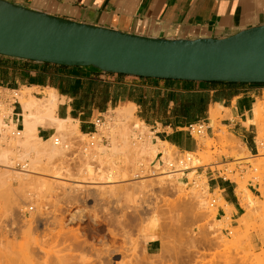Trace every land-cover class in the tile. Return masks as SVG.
Instances as JSON below:
<instances>
[{
    "label": "rangeland",
    "instance_id": "rangeland-1",
    "mask_svg": "<svg viewBox=\"0 0 264 264\" xmlns=\"http://www.w3.org/2000/svg\"><path fill=\"white\" fill-rule=\"evenodd\" d=\"M91 70L95 71L93 68ZM58 83L55 82V85ZM16 86L14 90L17 92L23 89L19 84ZM258 88L259 93L255 103L262 102L264 98V86L259 85ZM100 89L89 87L94 94L100 92ZM44 90H32L31 95L41 99ZM17 92H6L2 102L0 101V107H3L1 114L5 128L10 127L12 122L15 130L19 131L22 129V118L20 108L15 103ZM81 92L83 93L81 103H85L88 122L93 123L97 117H103V125L98 128L90 125L93 132L88 136L80 135L79 132L80 134L68 138V141L72 139L73 145L71 142L69 143L72 147L69 143L66 144L64 157L55 163L60 168L58 175L40 170L41 173L33 171L29 164L34 157L32 153L26 155L23 149L13 146L10 142L13 136L10 134H7L6 140L0 139V150L9 151V160L15 164L12 165L14 168L12 171L18 170V173L24 171L21 174H29L27 179L30 177L31 180L46 178L45 180L52 184L49 187L39 185L41 187L37 186L38 189L32 185L17 189L8 188L0 182V264H21L22 248L20 247L26 242L32 244L40 241L51 256H54L60 248L62 255H77L70 252L67 243L66 248L63 244L54 246L56 245L55 241V244L53 243L54 235L60 226H64L71 237L76 231L83 232L85 238L93 242L97 250H101L106 243H113L119 254L120 264H264V156L261 157L263 162L255 166V157L261 152L257 130L249 123L252 111L247 124L251 125L254 144L252 152L247 151L246 154L240 149L244 146L238 139L237 142L231 139V143L227 139L223 146L214 138V132L222 131L221 129H225L229 134L223 126L224 120H232L228 111L220 110V116L215 124L205 113L203 118L194 117L190 122L181 117L174 120L175 107L195 100L194 93L183 94L177 98V104L167 103L166 107L159 105L157 109L155 103H151L146 105L145 111L143 108H135L133 118L140 123L135 126L133 120H127L131 123V126H128L127 121L121 122L115 119L119 107L99 115L103 109L102 101L97 96L93 98L84 96L87 93L85 89ZM150 97L159 100L161 95L152 92ZM59 98L63 103L70 105L74 101L71 99L72 101L69 102V97L59 96ZM13 114L19 115L14 116V121H11ZM142 115L151 122L157 119L173 123L172 129L167 130L169 133L175 130L176 126L195 123L204 124L207 130L200 137L193 136L196 145V150L192 153L193 157L190 155V158L187 153L171 149L169 150L171 157L169 155L166 162L165 160L161 162V156L158 155L160 153L156 158L146 154L148 150L142 154L141 147L137 144L139 140L141 142L146 138L148 144H154L153 130L147 123L141 121L139 117ZM205 117L208 120L204 121ZM17 119H19L18 123L15 122ZM141 123L145 127H142ZM121 124L131 127L128 132L132 133L123 140L116 130ZM106 128H111V132ZM54 132L55 130H52V134ZM93 134H96L95 139H90ZM113 135L115 141L114 138L112 139ZM37 136L39 137L38 132ZM201 137L207 147L198 145ZM127 140L128 144L124 142ZM230 144H237L239 148L232 150L234 146ZM154 145H158V141ZM170 164L172 166H169ZM7 170L11 171L0 163V172ZM28 170L33 173L30 171L25 173ZM165 171L172 172V175L181 173L182 176L161 183L159 180L164 176L160 174ZM210 176L230 179L238 187L241 185L244 187V198L239 197L237 190L244 213L234 223L229 217L221 221L216 219L217 208L223 206V202L218 192L213 195L209 193L206 177ZM30 178L28 181H31ZM59 185L78 187L81 197L79 195L78 198H73L72 191L63 190ZM13 200L19 202L18 219L17 217L12 219L13 216L9 212ZM213 200L216 203L212 206ZM129 207L130 211H134V213L132 211L134 216L132 215L130 225H127L122 212ZM77 209L80 220L70 221L71 212ZM35 216L36 218L40 216L44 220L43 225H37L32 219L30 222L36 227H31L34 225L28 220L31 217L35 219ZM24 224L31 227L30 230L26 229ZM37 227L39 230L32 232ZM149 240L155 241L153 252L146 250Z\"/></svg>",
    "mask_w": 264,
    "mask_h": 264
},
{
    "label": "crops",
    "instance_id": "crops-1",
    "mask_svg": "<svg viewBox=\"0 0 264 264\" xmlns=\"http://www.w3.org/2000/svg\"><path fill=\"white\" fill-rule=\"evenodd\" d=\"M15 5L46 13L61 19L112 29L132 35L161 39H220L240 31L264 26V0H6ZM34 80V84L29 81ZM59 82L52 85L53 82ZM62 83V84H60ZM20 87L35 89L53 88L58 96L68 98L70 104L58 105L57 117L77 121L81 134L90 135L93 128L88 122L85 103L79 96L62 95L63 90L89 87L101 88L96 92L103 105L102 114L111 109L132 104L136 109H147L146 105L155 103L156 108L166 107L168 100L176 103L183 94L194 93L207 97L205 115L211 108L220 105L232 117L223 121L229 134L238 139L248 152H252L254 140L251 125L247 124L250 113L259 93V85H233L222 83L207 86L205 83H188L141 79L123 75L102 74L86 68H67L45 63L21 61L0 56V101L6 92H17ZM161 95L159 100L150 97L151 93ZM45 95L41 98H43ZM59 100H61L59 98ZM17 103V102H15ZM18 104V103H17ZM83 104V105H81ZM160 105V106H159ZM166 105V106H165ZM20 116H21V107ZM222 111V114L224 112ZM167 113V112H166ZM13 114L11 121H14ZM147 123L154 135L153 143H167L179 152L194 153V139L183 133L182 127L161 120L148 121L145 115L139 117ZM177 120L176 116L174 120ZM19 121V119H17ZM208 120L207 117L204 121ZM16 122V120H15ZM7 123L9 120L7 119ZM12 124V122H11ZM23 128V122H22ZM41 139H49L53 134L49 129H38ZM49 137V138H48ZM158 155H161L158 154ZM207 178L211 195L218 192L223 206L217 208L216 219L227 217L234 223L244 213L237 195V184L230 179L210 176ZM217 201H219L217 199ZM234 227V225L231 224ZM155 241L147 242L146 250H155Z\"/></svg>",
    "mask_w": 264,
    "mask_h": 264
},
{
    "label": "water",
    "instance_id": "water-1",
    "mask_svg": "<svg viewBox=\"0 0 264 264\" xmlns=\"http://www.w3.org/2000/svg\"><path fill=\"white\" fill-rule=\"evenodd\" d=\"M0 56L133 78L264 85V26L161 39L76 23L0 0Z\"/></svg>",
    "mask_w": 264,
    "mask_h": 264
},
{
    "label": "bare ground",
    "instance_id": "bare-ground-1",
    "mask_svg": "<svg viewBox=\"0 0 264 264\" xmlns=\"http://www.w3.org/2000/svg\"><path fill=\"white\" fill-rule=\"evenodd\" d=\"M32 90H34L33 87L32 88L24 87L21 91L15 93L16 100L15 99L14 100L21 107V118H22V122H23V128L21 130H19V131L15 130V125L13 123L10 125V127L5 128L4 122L2 119V114H1L3 111V109H2L3 107L2 108L0 107L1 108L0 109V139L6 140L7 134H10L11 136H13L11 138V140L9 138V140H10L11 144H13V146H18L20 149H23L26 155H28L29 153H32L34 157L32 158V160L30 161L29 164L31 165V168L33 169V171L38 172L40 170L41 172L45 171V173L47 172V173H52V174L58 175L57 173L60 170V168H59V165H57L55 163L57 162V160L60 161L64 157L63 155H65V148H67L66 144H68L69 142L72 143V141H71L72 139L70 141H68V140L71 137H73V135L75 136V134L76 135L80 134L78 129H77L78 128L77 121H76V123H73V121L69 118L61 119V118H58L56 116L58 105L63 104V100H59V96L53 88H46L44 90L45 96L41 99H37L34 96H32L31 95ZM4 108H6V107H4ZM134 110H135V106L132 104H128L125 107L119 108L117 110L115 119H117L118 121H121V122L127 121V120H133L134 124L136 126V124H138L140 122H138L137 120H135L133 118ZM220 110H223V108L220 105H216L214 108H211L209 110L208 116H209V120L212 123H214V124L217 123V119L220 116ZM112 119H114V118H112ZM111 122H110V124H111ZM127 123H129V122L127 121ZM249 123L256 128L257 133H258V142H259V147H260L259 150L261 152L259 155H257V157H255V161H256L255 166H258L263 162V158H261V157L264 156V98H263L262 102L259 101V102L255 103V105L253 106L252 118L249 120ZM140 125L142 127H145L144 124H142V123ZM104 126H105V124H104ZM128 126H131V123H129ZM39 128L55 130L56 133L54 132L53 135L49 139L43 140L37 136V132H38ZM130 128H128L125 124H121L116 129V130H118L120 137H122L121 140H123L124 138H127L129 136V134H132V133L128 132V129H130ZM100 129H102V128H100ZM103 129L105 131V127ZM110 129L111 128H106V130H110ZM221 130L222 131L214 132V138H216L218 140L217 143L220 142L224 146L227 142L226 141L227 139H229L228 142H230L231 139L234 142L235 141L237 142V139L234 136H232L231 134H228L225 129H221ZM101 131H103V130H101ZM109 132H111V130ZM55 134H58L57 136H59L60 139L57 138V136ZM135 134H137V133H135ZM80 135H82V134H80ZM83 136H88V135H83ZM95 137H96V134H93L90 137V139H95ZM113 138H114L113 141H115L114 135L112 136V139ZM199 140L200 141H199L198 145H200L202 147H207V144L206 143L204 144V142H203L204 140L202 137ZM124 142L126 144H128V140L124 141ZM137 144L141 147V153L142 154H144L148 150V152L146 154L152 156L153 158H156V155L158 153H161V157H160L161 162H164V160L166 162V159L171 154L169 152V150L175 149L174 147L170 146L169 144L162 143L159 141H158V145H154V144L150 145V144H148L147 138H146V140H142L141 142L139 140V142ZM69 145H70V143H69ZM72 145H73V143H72ZM236 145L237 144H235V145L232 144L231 146L232 147L234 146V148L233 149L231 148V149L235 150L236 148H239V147H237L238 145L237 146ZM227 146H228V143H227L226 147ZM70 147H72V146L70 145ZM240 149L244 150V153L247 152V150L244 147L240 148ZM113 152H115V149H113ZM187 155L190 157V155L192 156V153H187ZM84 156H85V154H84ZM170 157H171V155H170ZM195 162H197V161H195ZM0 163L4 164L5 167L8 168L9 170L11 169V171L7 170L4 172H0V182L7 185L8 188H14L15 187V188L19 189V188H25L26 186L32 185L33 187H36L35 189H38L41 186L49 187L52 185L51 182H49L48 180H45L46 178L37 179V180H36V178H33L34 180H31V178L29 177L31 181H28L29 178L27 179V177L29 174L28 175L27 174H21L24 171H22L20 173H18L19 172L18 170L12 171V169L14 170L13 166L15 164L9 160V151H7V150H0ZM22 166H23V168H25L24 165H22ZM36 166H38V168H35ZM184 168H186V166ZM29 171L30 170H28L27 172L25 171V173H28ZM31 173H33V172H31ZM160 175L164 176V177L160 178V180H159V182H161V183H164L168 179H174V177H177L179 175L182 176L181 173L180 174L177 173L175 175H172V172L170 173V172H166V171L161 173ZM39 185H41V186L39 187ZM37 186H38V188H37ZM59 187L63 190L67 189V190L72 191L73 198H78L79 195L81 197V194H79V192H78L80 190L77 189L78 187L77 188L75 186L74 187L73 186L66 187L63 185L62 186L59 185ZM26 188H28V187H26ZM237 190H238L239 197L244 198V196H245L244 187L241 185L238 187ZM18 203L19 202L17 200H13V202L9 206V212H10L11 216H13L12 219H14V217L15 218L17 217V219H18V215H19V209L17 207ZM130 210H131V208L129 207V208L123 210V212H122L123 216L125 217V220L127 222V225H130V223L133 219V216H134V214H133L134 211L132 210L133 211V213H132V211H130ZM71 213L72 214L69 216L70 221L75 220L77 222L80 220L78 209L74 212H71ZM32 219H33V221H35L37 223V225L38 224L43 225L44 220L40 216H38L37 218L35 216V219H34V217H31V219H29L28 221L30 222ZM20 220H21V218H20ZM20 220H17V222H19ZM21 223H22V221H21ZM25 223H26V220H25ZM30 223H32V222H30ZM26 224H28L30 226L29 223H26ZM26 224H24V226ZM21 225H23V223ZM28 225L25 226V228L28 230H30L31 227H36L35 224H33L34 226H31V227H28ZM24 226H22V228H24ZM39 227H41V226H39ZM39 227H37L38 229L35 228V231L33 230L34 228H32L33 231L32 230L31 231L36 232V230H39ZM31 231H29V232H31ZM28 235H29V233H28ZM31 241H32V239H31ZM54 241L56 243V245H54V246H59V245L62 246V244H63V247H64L67 243L68 244L67 248H69L70 252L77 253V255L74 253H72L74 255H70V254L69 255H62L60 253H63V252H61V248H60V250H58L56 253L54 252L55 253L54 256H51V255H49V253H47V251H45L44 244L41 243L40 241H35V242L33 241L34 243H32V244L29 242H26V243H23L20 247V248H22L21 264H120L121 263L120 261H118L119 254L116 251L113 243H106L102 247L101 250H97L95 248V245L93 244V242H91L85 238V234L83 232L76 231L71 237L70 232L67 231L64 226H60V227H58V230L56 231V234L54 235L53 243H54ZM46 245H48V244H46ZM65 248H66V246H65ZM65 248H64V250H65ZM62 251H63V248H62ZM64 252H66V251H64ZM65 254H67V253H65ZM120 258H121V256H120Z\"/></svg>",
    "mask_w": 264,
    "mask_h": 264
},
{
    "label": "trees",
    "instance_id": "trees-1",
    "mask_svg": "<svg viewBox=\"0 0 264 264\" xmlns=\"http://www.w3.org/2000/svg\"><path fill=\"white\" fill-rule=\"evenodd\" d=\"M34 80H30L29 83L30 84H34ZM57 82V81H55ZM55 82L52 83L51 86L54 87L55 85ZM205 85L207 86H213V85H218L217 83H205ZM223 85H227V86H233V85H238V84H223ZM264 86V85H262ZM95 87V86H93ZM89 93V94H88ZM88 93H85L84 96L86 97H95V94L93 91H89ZM62 95H69V96H79V100H80V103L83 101L82 100V92L79 91L78 88H73L71 90H63L61 92ZM194 99L193 101L191 102H187V103H181L180 107H175V110H174V117L176 116L177 118L181 117V119H185L186 121L190 122L192 120H194V117L197 118V117H201L203 118V113L205 111V107H206V104H207V97L204 96V95H194ZM169 102H172V100H168L167 103ZM176 102V101H175ZM166 103V105H167ZM165 105V106H166ZM152 108H154L152 106ZM180 113V114H179ZM185 125H181V127H183Z\"/></svg>",
    "mask_w": 264,
    "mask_h": 264
},
{
    "label": "built area",
    "instance_id": "built-area-1",
    "mask_svg": "<svg viewBox=\"0 0 264 264\" xmlns=\"http://www.w3.org/2000/svg\"><path fill=\"white\" fill-rule=\"evenodd\" d=\"M103 117H97L95 121L92 123V125L97 128L98 126L103 125ZM18 123V120H16ZM181 131L185 132L187 135L193 138V136H202L204 133H206V127L204 124L201 123H195V124H189L183 128L180 129ZM161 156V155H160ZM169 166H172L171 164ZM216 203L215 200L212 201V206Z\"/></svg>",
    "mask_w": 264,
    "mask_h": 264
}]
</instances>
